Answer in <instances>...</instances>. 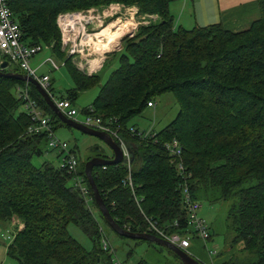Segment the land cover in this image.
Wrapping results in <instances>:
<instances>
[{"label":"trees","instance_id":"obj_1","mask_svg":"<svg viewBox=\"0 0 264 264\" xmlns=\"http://www.w3.org/2000/svg\"><path fill=\"white\" fill-rule=\"evenodd\" d=\"M171 1L8 3L20 23L22 38L30 44H49L52 54L65 61L75 86L67 89L63 98L72 101L82 90L99 84L101 76L99 72H82L67 57L58 14L112 2L136 4L141 13L158 14L155 21L140 24L132 36L124 37L117 54L119 63L91 104L104 117L117 116L122 125L121 134L132 151V178L140 205L130 186L123 183L128 173L126 159L95 165L92 175L122 227L147 231L142 211L162 224L177 219L185 225L186 210L177 189L180 177L165 148L167 141L177 138L183 146L185 166L193 173L196 198L201 187L220 188L221 199L238 196V203L228 213V229L231 246L244 241V255L234 254L221 264H264V0H258L260 17L238 31L220 21L190 28L177 24ZM3 70L23 72L19 65H7ZM18 86H28L50 115L54 128L68 125L36 84L0 74V220L11 223L18 218L24 224L15 227L8 253L20 264H116L114 252L103 247L101 227L105 219L88 180L86 162L79 161L77 172L88 185L92 207L75 185V173L50 161L41 165L33 162V155L43 153L42 142L48 138L45 132L28 133L33 120ZM167 91L174 92L180 104L176 117L154 136L132 134L128 126L133 116ZM97 155L108 156L102 152ZM248 180V185L241 186ZM71 222L91 237L92 248L71 234Z\"/></svg>","mask_w":264,"mask_h":264},{"label":"rangeland","instance_id":"obj_2","mask_svg":"<svg viewBox=\"0 0 264 264\" xmlns=\"http://www.w3.org/2000/svg\"><path fill=\"white\" fill-rule=\"evenodd\" d=\"M183 3L187 5L182 9ZM121 4H123V6ZM203 5L205 10H207L208 12V16L205 17L201 16ZM115 6L119 8L117 9L116 7V10H114L111 15L104 14L105 9L110 10L112 9V7ZM176 6H178L177 11L174 10ZM92 7L96 8L95 10L97 13L94 14L99 16L97 19L99 21L96 22V25H94V23L88 24L87 29L89 32H92V34L87 38L85 37L82 38L81 42L78 41V45L76 48L79 50L84 48L83 49L84 53L87 51V49L91 48L90 56L94 55V57H97L96 64H99L100 61L101 64L104 61L103 57L105 56L106 53H108L110 50L118 49L119 48L118 46L121 45L120 42H118L116 46L112 45L107 37L116 34V31L114 30L110 31L109 35L107 34V36H105L107 38H105L98 35L100 29L102 30L108 24L109 25L112 24L111 21L113 20L120 22L121 26L123 23L125 24L127 22H131L129 23L131 27L130 26L126 27L128 31L125 32L124 35H122V38L120 39L122 41L125 36L127 35L132 36L133 35L132 31L133 32L137 31L138 26L140 24L144 25L149 23L148 21H155L157 19V17L155 16L156 13H150L151 15H154L155 18L150 17L149 13H145V14L141 13L139 11L138 5L136 4L126 5L125 3L122 2H112L103 7H99V6H92ZM171 8L175 17V22L179 23L180 16L182 14L186 16L187 21L183 22V18H182L180 22L185 27H193L195 25L198 26L206 25L205 23L218 21L217 20L218 7L215 3V0H172ZM190 23H192L191 26H189ZM92 26L94 27L91 29ZM120 50L118 52H120ZM118 52L114 54L112 57L113 58L117 57L118 59V55H117ZM50 55H52L51 48L44 47L41 51L37 52L32 57L31 64L33 66H38L40 64V66L38 67L39 72L46 71L50 74L52 78V86H53L52 92L54 96L57 99L63 98V96H67L66 93L67 89L74 87V80L71 77L70 73L68 72L67 68L64 66H61L58 69H53L48 62L41 64V62L44 61ZM74 55L76 56L75 60H73L74 62H77V60H79L81 56L84 57V54L81 55L80 52H77ZM117 59H111L110 57L109 61L105 63L103 69L100 72L97 70L91 73L93 74L99 72L101 76V82L97 85H93L89 87L84 92H82L79 96V99L77 100L78 105H85V103L89 101V99H91V101L92 100L94 101L93 98L94 93L96 94L98 93L101 84L108 78L112 68L114 67L113 63L114 62L119 63ZM17 65H18L17 63L11 61L10 64L8 65V68H13L14 66ZM80 70L83 72V69ZM153 100H154V106L150 107L149 105H147V107L144 109L142 113L134 115L129 122L131 125H135V126L138 125L140 126L141 129H145V127L147 126L148 128H160L168 124L178 114L180 109V104L176 99L174 92L172 91L164 92L160 95L155 96ZM56 129H57L56 130L57 134L59 136L63 135V137H66V139L70 144V147H72L75 150V153L80 163L86 162L90 157L96 156L97 153L100 152L105 153L107 150L108 151L111 150V148L107 145V143L104 142V140H102L98 136L86 133L74 126L59 125ZM121 136L123 137V135ZM113 138L120 145L118 139L115 137ZM42 146L44 148L43 153L34 154L33 162L37 165H41L45 161H50L53 164L60 166L64 154L60 153V151L57 148L51 147L48 144V141L46 140L42 142ZM250 182L251 181L248 180L244 182L241 186H246ZM220 195H221V190L218 187H212V188L201 187L198 190V197L202 204L200 208V214L210 224L211 231L214 235V241L219 245V254H222V251L226 250L227 248L228 249L231 248V250L234 249L231 257H233L234 254H237L240 257H242L244 255V252L242 251V248L244 247V241L240 240L236 245L231 246L230 241L232 235L228 229V213L231 211L232 208H234V205L238 203V196L234 195L229 199H221L219 198ZM96 213L98 214V212ZM19 222L20 224H22V226H19V228H22L24 224L20 220ZM102 224L105 228L104 230L106 231L105 233L108 235L110 239V243L113 247L112 252H114L115 258L121 259L126 257L129 264H137L136 263L137 260L142 257L145 259L143 264H181V261H179V257H176V255L172 253L167 246L152 241L151 243L145 239L140 241L135 238L122 236L121 234L117 233L113 229V227L105 220H102ZM16 229L17 228H15L14 231H16ZM68 229L73 235L74 234L78 235V236L75 235L74 236L77 237L87 247H90L93 244L91 237L85 231H83V229L77 224L73 222L69 223ZM77 231H79L83 235V237L79 236ZM8 234H11V232H7L5 233L4 236H2L5 238L6 242H9V239L7 238ZM211 244H213V242ZM208 245H210V241H208ZM204 247H202L203 251L206 248ZM1 248L2 247L0 246V263L3 257L1 253L2 252ZM129 251H130L129 254L125 253ZM7 261L12 262V264H20L19 261L14 258L12 259L8 258ZM216 263L221 264L218 262Z\"/></svg>","mask_w":264,"mask_h":264},{"label":"built area","instance_id":"obj_3","mask_svg":"<svg viewBox=\"0 0 264 264\" xmlns=\"http://www.w3.org/2000/svg\"><path fill=\"white\" fill-rule=\"evenodd\" d=\"M116 7L117 6L112 7L109 11H112L111 13H113ZM95 9V7H90L81 10L60 12L58 14L57 20L62 32V48L66 50L67 57L72 58L77 52H80L81 55L84 54V56L90 55L91 48L87 49L84 53V48L79 50L76 47L78 41L81 42L82 38L91 36L92 32H89L87 29L88 24L94 23V25H96V22L99 21L97 20L99 16L95 15L97 13ZM149 16L155 18V16L158 17V14L155 16L149 14ZM132 34H134L133 31ZM22 36L23 33L20 23L16 20L8 0H0V64L5 60L4 56H6V60L17 63L24 73L37 79L51 94L57 108L65 115L92 128L106 131L118 139L121 148L123 149V158L127 160L128 165V173L124 178L123 183L130 186L135 200L140 205V196L136 192L132 178V153L126 140L121 136L122 125L118 117L114 115L104 117L93 105H89L87 106V110L83 111V118L79 119L78 114L81 110L73 104V101L67 97L57 99L50 90V74L39 72V66H33L31 64V59L37 52L41 51L44 47L50 48L51 46L46 43L30 44L26 42ZM45 62H48L53 69H58L65 65L64 60L58 59L57 57L55 58L53 54L42 61V63ZM17 89L19 91V96L24 98L25 106L33 120L28 127V133H46L48 144L53 148H57L60 153L64 154L60 166L67 169L69 172L75 173V185L81 190L89 207H92L91 203L93 197L89 193L88 185L84 177L77 172L79 160L75 151L70 147L68 140L57 134V129L54 128L50 115L45 113V110L40 106L37 99L30 94L28 86H18ZM148 105L152 106L154 105V102L149 101ZM128 129L132 134L139 135L142 138L154 136L157 133V131H154L151 128L141 129L131 124H129ZM165 148L168 151V154L172 156V161L174 162L177 174L180 177L177 189L182 197L187 220L185 225H182L177 219L168 224H162L159 219L147 215L141 210L144 214L146 229L148 232L154 233L172 242L187 252H189V247L194 238L202 239L204 240L206 250L211 256H213L211 261L207 262V264H217L214 261V258L219 254V245L215 241H212L213 244L210 242V245H208V241H210L212 237L211 227L208 221L200 214L202 204L193 194V173L185 166L183 160V146L177 138H173L165 143ZM101 229L103 232V247L107 249L109 248L110 251H113L109 237L105 233L104 228L101 227ZM126 229L132 230L129 225ZM13 237L14 233L7 235L9 241H11ZM115 262L116 264H129L127 261L118 258H115Z\"/></svg>","mask_w":264,"mask_h":264},{"label":"crops","instance_id":"obj_4","mask_svg":"<svg viewBox=\"0 0 264 264\" xmlns=\"http://www.w3.org/2000/svg\"><path fill=\"white\" fill-rule=\"evenodd\" d=\"M215 3L218 7V11H217V16H218V21L222 22L223 25L228 28V29H231V30H234V31H238V30H242V29H246L248 27L251 26L252 22L256 19H258L260 17V7H259V3H258V0H215ZM123 6V4H121ZM187 4L183 3L182 5V9L184 7H186ZM194 7V6H193ZM119 8V7H118ZM117 8V9H118ZM170 9H171V12H172V8H171V4H170ZM181 9V10H182ZM116 10V9H115ZM175 11L178 10V6H176V8L174 9ZM104 11V10H103ZM112 11H109L108 9H105V15H111ZM173 13V12H172ZM174 15V14H173ZM201 16L205 17V16H208V12L207 10H205L204 8V5L202 7V13H201ZM183 18V22L184 21H187V18L185 15H181L180 16V21L179 23L181 22V19ZM115 21L114 23H118L120 24V22L116 21V20H113ZM112 22V21H111ZM127 22V21H126ZM217 22V21H216ZM112 23V24H114ZM131 22H127V23H121L122 26L120 25L121 29H122V32L124 30H127L126 27H131V25L129 24ZM177 23V22H176ZM177 23V24H179ZM212 23V22H211ZM182 24V23H180ZM192 23L189 24V26H191ZM205 24H209V23H205ZM109 25V24H108ZM107 25V26H108ZM111 25V24H110ZM109 25V26H110ZM106 26V27H107ZM108 26V27H109ZM196 26V25H195ZM106 27H104L102 30H104ZM93 28V27H91ZM190 28V27H188ZM101 29L99 30L98 33H100L102 31ZM97 35V34H96ZM124 35V34H122ZM122 35H121V38H122ZM113 36V38H117L118 37V34L116 32V34L114 35H111ZM120 38V39H121ZM124 39V38H123ZM123 42L124 40H120V47L118 49H113V50H110L108 53L105 54V56L103 57L104 61L100 64H96V60H97V57H94V55H89V56H81V58L79 60H77V62H74L76 64L77 67H79L80 69H83V72L87 73V74H91L93 71H101L105 65V63L107 61H109V58L111 57V59H117L116 58H113L112 56L114 54H116L120 49H122L123 47ZM112 45H117V43H111ZM114 46V47H115ZM51 48V47H50ZM66 51V50H65ZM76 56L73 55L72 56V60H75ZM118 60V59H117ZM42 64V62H41ZM114 67L112 68V70L118 65V63L114 62ZM40 66V64L38 65ZM65 67V66H64ZM67 68V67H66ZM68 72H69V69H67ZM111 70V71H112ZM42 73H48V72H42ZM70 73V72H69ZM111 73V72H110ZM71 75V73H70ZM110 75V74H109ZM72 77V75H71ZM73 78V77H72ZM74 80V79H73ZM51 81H52V78H51ZM74 86H75V81H74ZM86 90V89H85ZM85 90H82L80 92V94L82 92H84ZM99 92V91H98ZM79 94V96H80ZM98 94V93H97ZM96 93H94V99H95V95H97ZM79 96L78 98L73 101V104L78 107L81 112L78 114V118L79 119H82L83 118V108L84 107H87L89 105L92 104L93 100L91 101V99H89V101H85V105H78L77 103V100L79 99ZM150 107H153L154 105H149ZM81 116V117H80ZM172 121V120H171ZM133 122V121H132ZM135 124V123H133ZM62 125V124H61ZM167 125V124H166ZM165 125V126H166ZM67 126H71V125H67ZM138 128H140V126L136 125ZM163 126V127H165ZM163 127H160V128H151L153 129L154 131H158L160 129H162ZM61 128V127H60ZM145 129H150L147 127H145ZM60 137L66 139V137H63V135H61ZM67 140V139H66ZM105 152V151H104ZM106 155L108 156H111L113 154V151L112 150H107L106 152ZM97 155V154H96ZM16 226H21L20 222H19V219L16 218L14 221H12L11 223H7V222H4V221H1L0 220V246L2 247L1 248V253L3 255L2 257V261L0 264H12V262H8L7 259L10 258H14L12 257L9 253H8V244L9 242H6L5 238L2 237L5 235V233L7 232H11V233H14V230H15V227ZM77 233L79 234V236L83 237V235L77 231ZM72 234V233H71ZM73 235V234H72ZM75 235V234H74ZM73 235V236H74ZM75 236H78V235H75ZM74 236V237H75ZM77 238V237H76ZM78 239V238H77ZM79 240V239H78ZM138 240V239H137ZM80 241V240H79ZM149 242H151L150 240H148ZM214 242V235L212 233V237L210 239V242ZM81 242V241H80ZM154 242V241H152ZM151 242V243H152ZM82 243V242H81ZM158 243V242H156ZM83 244V243H82ZM84 245V244H83ZM93 245V244H92ZM92 245L90 247H87L86 245H84L86 248H92ZM205 246V243H204V240L202 239H199V238H194L192 240V243H191V246L189 247V253L191 255H193L196 259H198L202 264H207V262L211 261V259L213 258V256H211L208 251L206 250V248L204 247ZM202 247L205 248V250L203 251L202 250ZM170 249V248H169ZM171 250V249H170ZM234 249L231 250V248H227L226 250L222 251V254H218L215 258H214V261L215 262H218V263H223L224 261H227L229 258H231L232 256V253H233ZM127 254L130 253L129 252H125ZM12 257V258H11ZM15 259V258H14ZM122 260L124 261H127L126 257L125 258H121ZM145 261V259L142 257V258H139L137 260V264H143ZM128 262V261H127ZM129 263V262H128Z\"/></svg>","mask_w":264,"mask_h":264},{"label":"water","instance_id":"obj_5","mask_svg":"<svg viewBox=\"0 0 264 264\" xmlns=\"http://www.w3.org/2000/svg\"><path fill=\"white\" fill-rule=\"evenodd\" d=\"M9 65L8 60H4L0 64V74L6 75V76H16L23 78L29 82H33L34 84L37 85L39 90L41 91L42 95L45 97L46 101L48 104L53 108V110L58 114V116L65 122L66 124H69L71 126H74L86 133L93 134L95 136H98L104 142L107 143V145L111 148L113 151V154L111 156H100L96 155L91 157L86 161V174L88 176V180L92 186L94 196L98 205V208L102 212L104 219L107 223H109L113 229L123 235L127 236L130 238H135V239H145V240H150L154 242H158L161 245L167 246L171 250H173L180 258L183 264H202L198 259H196L193 255H191L189 252L185 251L184 249L178 247L177 245L173 244L172 242L154 234L148 231H134V230H129L124 227H122L112 216L109 207L107 206L103 196L101 195V192L97 186V183L92 175V169L95 165H105V164H111V163H116L120 162L123 160V149L121 146L118 144V142L106 131L103 130H98L95 128H92L90 126H87L86 124L77 121L71 117H68L65 115L62 111H60L51 94L46 90L40 82L33 78L32 76L24 73V72H15V71H4L3 69Z\"/></svg>","mask_w":264,"mask_h":264},{"label":"bare ground","instance_id":"obj_6","mask_svg":"<svg viewBox=\"0 0 264 264\" xmlns=\"http://www.w3.org/2000/svg\"><path fill=\"white\" fill-rule=\"evenodd\" d=\"M112 23H114V22L112 21ZM112 30L117 32V34H118L117 38H113V36H107V34L109 35L110 31H112ZM127 31L128 30H124L122 32L120 24L114 23V24H111L109 27H107L105 30H103L101 33H98V35H100L101 37L107 36L108 39L110 40V43H117V42H120L121 35L124 34ZM107 37H105V38H107Z\"/></svg>","mask_w":264,"mask_h":264}]
</instances>
